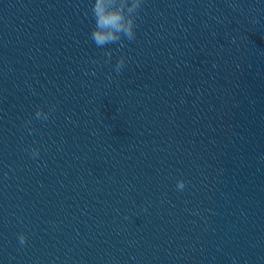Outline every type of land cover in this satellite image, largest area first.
<instances>
[{
    "label": "water",
    "instance_id": "obj_1",
    "mask_svg": "<svg viewBox=\"0 0 264 264\" xmlns=\"http://www.w3.org/2000/svg\"><path fill=\"white\" fill-rule=\"evenodd\" d=\"M0 264H264V124L0 137Z\"/></svg>",
    "mask_w": 264,
    "mask_h": 264
},
{
    "label": "clouds",
    "instance_id": "obj_2",
    "mask_svg": "<svg viewBox=\"0 0 264 264\" xmlns=\"http://www.w3.org/2000/svg\"><path fill=\"white\" fill-rule=\"evenodd\" d=\"M143 0H94L91 6V13L95 20V26L91 32V39L98 47L107 44L120 42L123 38L129 41L135 38L137 18L141 11ZM123 44L121 43V47ZM111 51L105 53L111 59ZM125 64V58L120 56L116 62V70H119ZM54 110L53 109H50ZM37 118L48 119V113L38 108L35 113ZM32 155H38V150L32 149ZM176 187L179 190L185 188V182L178 180ZM21 245L26 243L27 237L21 233L18 236Z\"/></svg>",
    "mask_w": 264,
    "mask_h": 264
}]
</instances>
